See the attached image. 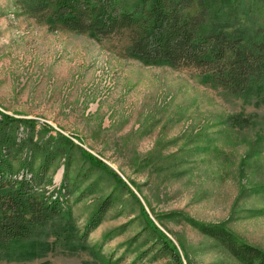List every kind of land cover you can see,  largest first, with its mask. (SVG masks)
Returning <instances> with one entry per match:
<instances>
[{"label": "rangeland", "instance_id": "rangeland-1", "mask_svg": "<svg viewBox=\"0 0 264 264\" xmlns=\"http://www.w3.org/2000/svg\"><path fill=\"white\" fill-rule=\"evenodd\" d=\"M138 1L122 0V10ZM216 9L209 25L264 38V0H240L220 19ZM130 43L129 32L93 38L51 29L19 0H0V111L35 122L15 132V172H25L35 142L60 133L76 145L66 201L75 241L54 220L34 241L0 250V264H178L161 250L146 214L182 264H241L193 223L225 227L264 251V89L239 96L205 84L194 68L147 66L131 57ZM80 148L109 169L95 168ZM65 160L52 167L49 192L62 186ZM110 197L101 225L81 239Z\"/></svg>", "mask_w": 264, "mask_h": 264}, {"label": "trees", "instance_id": "trees-1", "mask_svg": "<svg viewBox=\"0 0 264 264\" xmlns=\"http://www.w3.org/2000/svg\"><path fill=\"white\" fill-rule=\"evenodd\" d=\"M240 0H139L131 11L122 10V0H19L26 12L42 17L49 28H62L93 38L131 34V57L147 66L174 69L194 68L201 71L205 84L225 92L244 96L264 89V38L250 39L233 34L219 23L209 25L214 16L229 17ZM230 9V10H229ZM226 11V12H224ZM0 250L23 246L34 241L42 228L54 220L64 222L62 232L74 242L72 210L66 205L68 171L72 148L76 145L58 133L34 148L23 158L21 176L9 159L10 149L17 146L15 132L21 126H35L33 120L18 119L0 111ZM20 147L23 152L27 142ZM27 149V148H26ZM95 168L109 169L101 160L80 148ZM66 159L62 186L53 192L49 177L55 162ZM39 160V165L36 164ZM123 187L127 184L112 170ZM17 175V176H16ZM76 180L72 182L74 186ZM112 197L104 201L89 219L84 239L103 222ZM145 212V211H144ZM161 250L182 264L179 251L170 239L149 219ZM203 234L214 239L241 264H264V251L240 240L225 227H205L193 223ZM115 234L111 231L105 238ZM34 244H37L35 241ZM75 248V246L73 245ZM33 259L36 256H25ZM24 257V258H25Z\"/></svg>", "mask_w": 264, "mask_h": 264}]
</instances>
